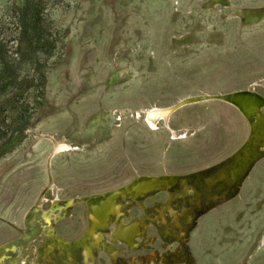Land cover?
<instances>
[{
	"label": "rangeland",
	"instance_id": "374dc122",
	"mask_svg": "<svg viewBox=\"0 0 264 264\" xmlns=\"http://www.w3.org/2000/svg\"><path fill=\"white\" fill-rule=\"evenodd\" d=\"M30 17L47 34L40 42L29 40ZM0 37L12 49L54 50L35 91L0 112V264H264V156L227 199L193 206L184 233L174 224L181 202L165 194L143 201L147 212L131 209L132 218L148 213L150 245L117 260L105 251L113 225L95 231V261L74 248L64 263L65 249L46 253L43 223L48 214L74 241L87 226L79 198L139 175L211 170L241 146L248 122L218 100L172 113L186 139H171L161 123L151 130L135 113L194 95L264 96V0H0ZM55 142L72 150L50 159ZM57 200L73 206L50 213ZM149 254L156 260L144 262Z\"/></svg>",
	"mask_w": 264,
	"mask_h": 264
},
{
	"label": "bare ground",
	"instance_id": "6f19581e",
	"mask_svg": "<svg viewBox=\"0 0 264 264\" xmlns=\"http://www.w3.org/2000/svg\"><path fill=\"white\" fill-rule=\"evenodd\" d=\"M210 98L233 104L243 112L241 116L244 119L252 120L253 114L258 115V121L253 125L252 136L246 144L245 140L238 149L228 156L225 162L218 163L211 170H199L184 176L169 173L139 175L128 183L114 189L85 196L90 204L89 229L87 231L86 226L83 234L78 239L71 241L72 243L60 237L56 229L53 228V222L47 214L46 219L43 221V223L47 224L44 232L47 239L46 253L51 255L69 247L71 244V251L68 252L66 258L67 263L74 261L71 252L75 247L81 248L83 257L88 262L91 260L95 261L94 252L100 242L95 229L106 230L113 225L112 244H105V251L108 250L111 259L117 260L123 253L122 249L113 246L114 243L128 244L129 251L127 252L147 249L148 246L146 245H150V241L147 240V235L145 234L151 221L148 213L142 218H129L128 216L129 211L133 208H142L143 211L147 212L146 207L142 205L143 201L157 199L165 194L168 202H181L180 211L175 217L174 224L175 228H180L182 233H184L185 227L189 228L194 224L193 215L190 213V209L193 206L202 209L208 203L214 205V203L217 204L219 201L227 199L228 194L230 196L233 193L234 184L237 180H244L247 176L252 161L256 158H261L262 154H264V96L255 90L243 89L225 94L188 96L178 102L179 105H183L185 103L207 101ZM177 106L176 103L166 107L152 106L141 109L135 114L137 117H142L143 115L145 123L151 130H157L161 123L168 130L171 139H186L190 136V132L187 129L175 130L170 124L171 115ZM67 150H72V147L63 142H55L50 153V159ZM201 193L205 194L206 200L204 204L201 201ZM125 197H127L126 201H122ZM123 202L126 204L125 209L121 208ZM72 206V200H69L64 207H60L57 200L52 205L50 213L59 209L71 208ZM39 210L40 206L35 205L30 209L29 214L35 215ZM179 239L181 238L179 237ZM4 248L6 246L0 247V263L6 257V255L2 254V252L5 253ZM5 250L12 251L10 248ZM134 258L136 259V257ZM135 259L131 258V264H136ZM155 260V255H149L146 262Z\"/></svg>",
	"mask_w": 264,
	"mask_h": 264
},
{
	"label": "trees",
	"instance_id": "16d2710c",
	"mask_svg": "<svg viewBox=\"0 0 264 264\" xmlns=\"http://www.w3.org/2000/svg\"><path fill=\"white\" fill-rule=\"evenodd\" d=\"M32 16L34 17L33 14ZM33 17L28 21L29 27L33 29L29 40L40 42L47 34L37 26ZM53 54L52 48L44 47H34L30 50H21L20 47L12 49L0 37V112L7 110L6 106L11 100L26 99L35 91L36 78H44L43 73L50 68L51 64L48 62Z\"/></svg>",
	"mask_w": 264,
	"mask_h": 264
},
{
	"label": "water",
	"instance_id": "95a60500",
	"mask_svg": "<svg viewBox=\"0 0 264 264\" xmlns=\"http://www.w3.org/2000/svg\"><path fill=\"white\" fill-rule=\"evenodd\" d=\"M252 89H254V88H252ZM209 100H218V99H216V98H210ZM226 104H228V105H230L231 107H233L234 109H236L240 114L242 113L243 114V112L241 111V110H239V108H237L236 106H234L233 104H231V103H227V102H225ZM191 104H195V103H193V102H191V103H185V104H183V105H179V102H177L176 103V109H175V111H177V110H179V109H181V108H183V107H185V106H188V105H191ZM264 110V109H263ZM174 111V112H175ZM247 122H248V125H249V128H248V134H247V137H246V142H245V144L247 143V141L250 139V137L252 136V131H253V125L254 124H256L257 123V121H258V115L257 114H253V116H252V120H248L247 118L245 119ZM244 144V145H245ZM250 145V144H249ZM262 156H264V154H262ZM261 156V157H262ZM77 203H82V204H84L85 205V207H86V211H87V231H88V229H89V224H90V217H89V200L87 199V198H85V197H82V198H79L78 200H77ZM96 231L97 230H99L98 228H96L95 229Z\"/></svg>",
	"mask_w": 264,
	"mask_h": 264
},
{
	"label": "flooded vegetation",
	"instance_id": "af4514ba",
	"mask_svg": "<svg viewBox=\"0 0 264 264\" xmlns=\"http://www.w3.org/2000/svg\"><path fill=\"white\" fill-rule=\"evenodd\" d=\"M164 195V194H163ZM31 209V208H30ZM134 209V208H133ZM128 216H129V218L131 217L130 215H129V213H128ZM145 215L143 214V216L142 217H144ZM142 217H140V218H142ZM54 228V227H53ZM55 229V228H54ZM64 240H66V239H64ZM66 241H69V240H66ZM69 242H71V241H69ZM72 243V242H71ZM125 248H118V249H122V253L124 252V251H129V249H128V244H126V245H123ZM75 248H77V247H75ZM149 248V246L147 247V249ZM147 249H143V250H136V251H134V252H137V251H145V250H147ZM65 250H66V253H65V259L63 260L64 261V263H66L67 262V260H66V258H67V254H68V252L69 251H71V244L69 245V247H66L65 248ZM82 253H83V251H82ZM95 253V252H94ZM150 255V254H149ZM149 255H147V257H149ZM147 257H146V259L144 260V262H146V260H147Z\"/></svg>",
	"mask_w": 264,
	"mask_h": 264
}]
</instances>
